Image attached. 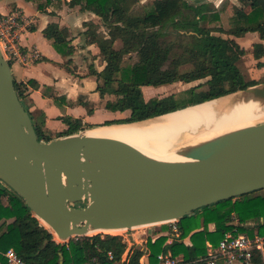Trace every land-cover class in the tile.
Instances as JSON below:
<instances>
[{
    "label": "trees",
    "instance_id": "16d2710c",
    "mask_svg": "<svg viewBox=\"0 0 264 264\" xmlns=\"http://www.w3.org/2000/svg\"><path fill=\"white\" fill-rule=\"evenodd\" d=\"M26 1L36 4L42 12L57 1L98 18L85 21L81 34L87 44L107 52L103 66L89 64L86 75L94 78V92L105 102L106 110L126 114L102 125L146 121L264 84V77L248 75L241 64L250 53L264 72V43H254L246 49L237 41L249 32L258 33L264 41V0H234L233 13L226 17L230 0L220 9L209 1L190 0H153L145 5H141V0ZM43 34L58 53L70 57L71 66L76 47L70 28L53 21ZM116 41H121L120 48H115ZM127 57L135 60L128 63ZM8 62L12 68L14 61ZM193 82L199 83L168 94L147 90ZM14 83L39 140H54L46 134L45 116L35 117L27 108L30 88L38 89L39 83L34 79L24 83L15 77ZM95 101L80 95L72 104L84 107L92 115ZM62 119L68 128L61 137L77 133L82 126V118ZM3 183L0 179V250L14 248L31 264H115L126 250L131 252L130 264H139L145 254L154 262L162 251L181 256V264H199L197 260L206 255L207 244H219L228 233L264 236V193L257 190L212 203L180 218L181 238L171 244H165L167 236L160 233L148 239L146 248L134 243L129 246L128 240L116 232H96L60 242L26 201ZM256 218L263 221L256 225ZM210 224L215 225L214 230H210ZM109 251L114 260L109 259ZM0 264H7L2 255Z\"/></svg>",
    "mask_w": 264,
    "mask_h": 264
},
{
    "label": "water",
    "instance_id": "95a60500",
    "mask_svg": "<svg viewBox=\"0 0 264 264\" xmlns=\"http://www.w3.org/2000/svg\"><path fill=\"white\" fill-rule=\"evenodd\" d=\"M243 92L257 99L264 84ZM247 128L255 132L212 148L176 151V159L111 136L39 140L0 48V179L61 240L179 220L264 189V123L240 130ZM112 153L119 155L116 165L106 161Z\"/></svg>",
    "mask_w": 264,
    "mask_h": 264
},
{
    "label": "crops",
    "instance_id": "0c3cea01",
    "mask_svg": "<svg viewBox=\"0 0 264 264\" xmlns=\"http://www.w3.org/2000/svg\"><path fill=\"white\" fill-rule=\"evenodd\" d=\"M230 2V6L228 5V7L233 10L232 4H234V0H230ZM11 3L14 4L13 8L15 9L10 7ZM33 4L34 3L26 0H0V13L6 14L17 11L25 18L24 25L19 31V44L22 50L27 53L29 59L27 62H15L22 67L21 77L19 80L15 79L24 83H27L30 79H34L39 83L40 87L38 89L30 88L27 104L35 117L45 116V129L47 135L53 139L62 136V132L68 128L67 124L62 119L65 116L82 118V126L77 133L87 134L85 123L88 117L91 118L97 111L95 110L94 114L90 115L84 107L73 105L72 103L75 102L80 95H86L90 100H98V96L94 92L96 82L92 76L86 75V73L88 72L87 67L91 63L101 68L103 66V58L98 64L95 54L89 51L91 47L98 46L95 44H87L85 36L81 34L84 30L85 21L91 19L98 20V18L91 12H83L80 11L79 8H70L65 3H60L71 10H79L87 17L82 23V29L77 32L74 31L73 27L62 23L59 14L52 12L50 14L52 16H50L48 12L38 10ZM232 13H230V15ZM53 21H58L61 25L69 27L74 36L72 43L75 45L76 51L72 56L73 64L71 66L68 62L70 57H65L58 53L43 34V30ZM237 41L246 49H250L254 43H264L256 32H249L242 37H238ZM114 46L115 48H120L122 46L121 41H116ZM36 50L39 52V57L35 59L32 56ZM84 50L88 53H83ZM79 55L83 56L81 60H78ZM247 55H250V57L254 59L250 53ZM88 56L92 61L86 60ZM261 61L264 62V57ZM88 83H92L94 87H92L90 91L85 92L84 90ZM151 88L153 87H149L147 90L151 92ZM76 92L77 94L74 95ZM107 111L122 115L117 112ZM75 112L78 113L76 114ZM261 221H263V219H260V222ZM258 223V220L254 221V224L257 225ZM209 227L210 230L215 229L214 224H210Z\"/></svg>",
    "mask_w": 264,
    "mask_h": 264
},
{
    "label": "bare ground",
    "instance_id": "6f19581e",
    "mask_svg": "<svg viewBox=\"0 0 264 264\" xmlns=\"http://www.w3.org/2000/svg\"><path fill=\"white\" fill-rule=\"evenodd\" d=\"M219 99L146 121L99 127L87 134L121 138L156 156L176 159L179 158L176 151L212 148L255 132V129H240L255 125L258 119L255 109L264 103L257 100L264 101V95L259 94L257 99L224 98L220 105ZM106 161L116 165L120 162L119 155L112 153ZM121 230L124 231L110 232Z\"/></svg>",
    "mask_w": 264,
    "mask_h": 264
},
{
    "label": "built area",
    "instance_id": "2783aa9c",
    "mask_svg": "<svg viewBox=\"0 0 264 264\" xmlns=\"http://www.w3.org/2000/svg\"><path fill=\"white\" fill-rule=\"evenodd\" d=\"M25 18L17 11L9 13H0V48L3 56L7 60L14 62H27L29 56L25 53L19 44V31L24 25ZM33 58L39 57L36 50ZM179 220H171L156 224H168L169 232L165 244H171L174 240H180L181 231L178 226ZM238 223V221H235ZM260 223V220H258ZM258 223V224H259ZM128 230V229H124ZM130 253L126 250L120 260H115V264H130ZM7 264H31L24 260L14 248L6 251L0 250ZM110 260H114V254L109 251ZM183 258L174 256L171 251H162L152 262L148 255L142 256L139 264H181ZM199 264H264V236L255 234L228 233L217 245L207 244V253L204 257L197 260Z\"/></svg>",
    "mask_w": 264,
    "mask_h": 264
},
{
    "label": "rangeland",
    "instance_id": "374dc122",
    "mask_svg": "<svg viewBox=\"0 0 264 264\" xmlns=\"http://www.w3.org/2000/svg\"><path fill=\"white\" fill-rule=\"evenodd\" d=\"M41 1L45 2L46 0H41ZM152 1L153 0H141L140 3H141V5H145L147 3H151ZM190 1H193V2L210 1L212 4H214L217 7V9L221 8L223 6V4L226 2V0H190ZM33 6L35 8H37V6L35 4H33ZM10 7L13 8L14 4L11 3ZM13 9H15V8H13ZM47 12L49 15L52 12H54L55 14H59L61 17L62 23L73 27L74 31H77V32L80 29H82V23L85 19H87V17L83 13H81L79 10H76V9L71 10L67 6H65L64 4H60L57 2H54L49 7V10ZM232 12H233L232 8L228 7L226 14H224V17H226V15L227 16L230 15V13H232ZM50 16H52V15H50ZM45 19H46V17H45ZM89 51L92 52L93 54H95L96 59L98 60V64H99L101 59L105 56L107 49H101L100 47H91V49ZM83 53H88V52L86 50H84ZM82 57L83 56L79 55L78 60H81ZM86 60L92 61V59H90L89 56H88V58H86ZM134 60H135L134 58L130 59L127 57L128 63H130ZM241 64H242V68H243L245 73H247L248 75H253L256 78L259 77L260 79L261 78L263 79L264 76H261V75H264V72H262V69H260L256 66L257 61L252 59L250 57V55H246L245 57H243ZM12 73H13L14 77L19 80V78L21 77V73H22L21 65L14 62V64L12 65ZM197 83H199V82H193V83H189V84L176 83L173 85H166V86H162V87H158V88H151L150 91L155 92V93L168 94L171 92L182 91V90H184L190 86H193ZM92 87H94L92 85V83H88L86 85L84 91L85 92L90 91V89H92ZM76 94H77V92L74 93V95H76ZM237 96L238 97H244V98L248 99V97H247L248 95L245 92L240 91V92H236L234 94H230L228 96H225L223 98H220L219 100H221V101H218L217 104L220 105L223 101L222 99H224V98L231 99V98H234ZM257 102L259 104H261L264 101H260V99H259V100H257ZM104 104H105V102L100 101L99 99L96 100L95 103L93 104V106L96 107L97 112L95 115L91 116V118L88 117V119L85 123V125L87 127V133L89 131L97 129L99 127L111 126V125H102V124L107 120H111V119H114L117 117H124L126 115V114L119 115L116 113H110L104 108ZM27 108H29V107L27 106ZM75 113L77 114L78 112H75ZM255 114L258 118L257 122H255V124H263L264 123V103L261 105L260 108L255 109ZM113 125H118V124H113ZM170 152H172V150ZM2 185L7 186L5 183H3ZM259 192L264 193V190H260ZM84 205L85 204H82V206H84ZM255 220H260V218H256ZM41 223L44 224L50 230H52L48 225H46L42 221H41ZM165 227H169V225L168 224H149V225L139 226V227H135L133 229H128V230H124V231L123 230L117 231L115 234L123 235L128 240L129 246L131 245V243H134L135 245L137 244L143 248H146V243H147L149 238L157 237V235H159L160 233L169 232L168 228L165 229ZM56 238L60 242H67L65 240H61L57 235H56Z\"/></svg>",
    "mask_w": 264,
    "mask_h": 264
}]
</instances>
